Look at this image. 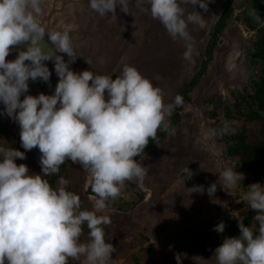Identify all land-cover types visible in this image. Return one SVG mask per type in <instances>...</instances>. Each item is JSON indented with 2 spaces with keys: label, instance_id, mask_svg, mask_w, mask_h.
Wrapping results in <instances>:
<instances>
[{
  "label": "clouds",
  "instance_id": "obj_1",
  "mask_svg": "<svg viewBox=\"0 0 264 264\" xmlns=\"http://www.w3.org/2000/svg\"><path fill=\"white\" fill-rule=\"evenodd\" d=\"M41 3L0 0V102L4 113L19 125L22 148L39 149L43 173L29 175L25 164L15 163L26 159L25 152L0 145V264H69L70 259L81 257L84 264H108L115 252L106 240L105 229L111 220L98 213L108 210L109 201L121 194L127 181L144 180L148 169L136 157L144 153L150 139L157 138L158 131L170 130L166 118L174 106L182 104V98L177 96L174 104L164 103L162 90L127 64L115 79L70 70L78 57L73 40L68 32L46 29L40 20ZM182 4L208 11L207 0L135 2L137 8L150 11L173 39L187 40L189 24L203 28L205 21L199 12H187ZM118 5L128 14L129 0H89L88 7L102 18L111 13L110 19H117ZM29 41L27 50L19 51L15 60L6 59ZM44 41L52 45L46 52ZM58 53L66 54L69 61ZM184 55L191 59L190 46ZM53 59L59 77L54 94L25 95L29 80L50 81L52 73L44 61ZM66 160L89 174L95 194L93 210H81L80 197L67 190L68 180L60 177L53 188L45 178L57 175ZM182 170L188 173L186 178L194 175L187 167ZM243 179L242 173L227 168L219 173L217 183L226 190ZM217 183L207 188L210 198ZM247 189L244 199L256 213L253 219L258 232L245 226L240 213L234 212L241 234L225 238L215 249L217 264H264V186L253 183ZM187 190L205 191L202 185ZM85 227L86 241L82 242ZM225 227L220 222L213 230L223 233ZM182 258L187 254H176L177 264H182Z\"/></svg>",
  "mask_w": 264,
  "mask_h": 264
},
{
  "label": "rangeland",
  "instance_id": "obj_2",
  "mask_svg": "<svg viewBox=\"0 0 264 264\" xmlns=\"http://www.w3.org/2000/svg\"><path fill=\"white\" fill-rule=\"evenodd\" d=\"M135 2L129 0L128 14L118 5L117 19H110L111 13L109 18H102L93 12L88 7L89 0H42L40 20L47 30L69 33L78 55L69 65L70 70L93 71L113 75L115 79L123 65L134 66L154 87L162 90L164 103L174 104L183 84L198 70L226 0H207V12L199 5L194 8L182 4L187 12H199L205 21L203 28L189 24L187 40L173 39L151 17L150 11L137 8ZM148 7L145 3V9ZM263 27L264 0L234 1L232 13L211 49L206 72L182 105L179 122L167 132L164 141L138 159L148 169L144 180L127 181L121 194L109 201L108 210L98 213L108 215L111 220L105 229L106 240L112 243L115 252L108 264H135L134 259L139 264L175 263L177 253L187 254V258H182L185 264H217L215 249L227 234L213 229L228 214L235 216L234 212H239L241 216L248 212L244 196L249 185L243 180L235 188L224 190L217 183L219 173L227 168L244 173L224 151L218 130L219 124L227 122L224 108L211 103L229 106L238 95L252 93V82L260 71L253 53L260 37L258 31ZM189 46L191 59H185ZM19 51L13 49L6 59L15 60ZM58 55L66 63L69 61L66 54ZM49 71L50 81L29 80L25 95L54 94L59 77L55 65ZM230 123L240 127L244 121L241 116H235ZM9 142L13 149L24 150L18 123L7 117L3 121L0 145L10 148ZM26 152L41 156L38 148ZM15 163L25 164L29 175H43L39 161L17 159ZM66 165V174L61 177L69 181L67 190L80 197L81 210H93L95 195L88 194L92 192L89 174L70 160H66ZM185 167L194 173L190 179L182 170ZM213 183H217V191L210 198L207 188ZM201 185L205 189L203 194L187 190ZM120 199L134 206L119 208ZM86 234L85 227L82 242L86 241ZM69 264H84V258L70 259Z\"/></svg>",
  "mask_w": 264,
  "mask_h": 264
},
{
  "label": "trees",
  "instance_id": "obj_3",
  "mask_svg": "<svg viewBox=\"0 0 264 264\" xmlns=\"http://www.w3.org/2000/svg\"><path fill=\"white\" fill-rule=\"evenodd\" d=\"M234 1L235 0H226L222 16L219 18L213 33L210 35L208 49L206 50L203 60L200 62L198 70L189 81L183 84L177 94V96L182 98V104L180 106H174L169 121L167 122L170 126V130L179 122L182 105L188 101L189 94L198 85L206 72L211 49L217 40V36L223 31L225 23L232 13ZM249 15H251L250 12ZM258 32L260 37L255 45L253 58L259 63L260 71L252 82V93L238 95L234 103L229 106H223L220 102L211 103L214 104L216 108H224L227 122L218 125V130L224 142V151L226 156L233 160L239 170L244 173V183L249 186L253 183H264V27ZM4 107L3 103L0 102V137L2 136L3 121L8 117L4 113ZM241 108H243L245 112H243ZM235 116L242 117L244 121L242 126L237 127L230 123L234 121ZM167 132L158 131L157 138L155 140H149V144L141 156L148 150L153 149L157 143L164 141ZM9 145L10 148L13 147L12 142H9ZM18 150L25 152L26 160H36L40 162V157L37 155L21 149ZM141 156L136 157V160ZM66 166L65 162L60 167L59 173L50 176L48 179L53 188L57 187V179L66 174ZM88 194L95 195L93 192ZM119 202V205H117L119 208H123V206H134L132 203H126L122 199H120ZM255 215L256 213L249 207L248 212L241 215L244 225L251 227L254 233L258 232L259 228L258 222L253 219ZM222 222L226 226L224 231L227 234V238L240 236L241 233L238 227L239 222L234 215H226ZM134 263L139 264V261L134 259Z\"/></svg>",
  "mask_w": 264,
  "mask_h": 264
},
{
  "label": "water",
  "instance_id": "obj_4",
  "mask_svg": "<svg viewBox=\"0 0 264 264\" xmlns=\"http://www.w3.org/2000/svg\"><path fill=\"white\" fill-rule=\"evenodd\" d=\"M30 41L28 43L22 44L21 46L23 47V49L27 50V47L29 46ZM49 48H51V46L49 45V43L47 41L43 42V51H47ZM54 63V59L53 60H49V61H44V64H53ZM148 241V239H146ZM168 264H177V262L175 263H168ZM185 264V263H182Z\"/></svg>",
  "mask_w": 264,
  "mask_h": 264
},
{
  "label": "flooded vegetation",
  "instance_id": "obj_5",
  "mask_svg": "<svg viewBox=\"0 0 264 264\" xmlns=\"http://www.w3.org/2000/svg\"><path fill=\"white\" fill-rule=\"evenodd\" d=\"M45 39H47V37H45ZM49 45L52 47V45L50 43H49ZM17 49H19L20 51H26L25 49H23V47L21 45ZM45 65L48 67V69H51L54 66V63L53 64H45Z\"/></svg>",
  "mask_w": 264,
  "mask_h": 264
},
{
  "label": "crops",
  "instance_id": "obj_6",
  "mask_svg": "<svg viewBox=\"0 0 264 264\" xmlns=\"http://www.w3.org/2000/svg\"><path fill=\"white\" fill-rule=\"evenodd\" d=\"M148 264H167L166 262H160V261H153Z\"/></svg>",
  "mask_w": 264,
  "mask_h": 264
}]
</instances>
